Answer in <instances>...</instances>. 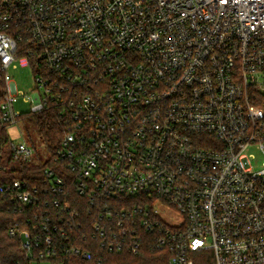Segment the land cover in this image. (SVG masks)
I'll return each instance as SVG.
<instances>
[{
    "label": "built area",
    "instance_id": "1",
    "mask_svg": "<svg viewBox=\"0 0 264 264\" xmlns=\"http://www.w3.org/2000/svg\"><path fill=\"white\" fill-rule=\"evenodd\" d=\"M20 67L64 137L38 185L1 186L19 264H264V0H0V122L31 162Z\"/></svg>",
    "mask_w": 264,
    "mask_h": 264
},
{
    "label": "trees",
    "instance_id": "2",
    "mask_svg": "<svg viewBox=\"0 0 264 264\" xmlns=\"http://www.w3.org/2000/svg\"><path fill=\"white\" fill-rule=\"evenodd\" d=\"M6 96V86L0 75V118L2 102ZM19 120L31 123L42 138L47 149L53 153L64 137V121L60 118L56 107L45 111L21 116ZM8 124L0 122V264H19L22 259L19 243L8 234L9 227L18 218L11 214V202L1 198V186L13 184L16 180L26 181L31 186L38 185L43 180V174L49 164H31L17 159L10 146ZM166 253L145 250L138 255L118 254L101 251L98 257L91 261L78 258L71 259L70 264H167Z\"/></svg>",
    "mask_w": 264,
    "mask_h": 264
},
{
    "label": "rangeland",
    "instance_id": "3",
    "mask_svg": "<svg viewBox=\"0 0 264 264\" xmlns=\"http://www.w3.org/2000/svg\"><path fill=\"white\" fill-rule=\"evenodd\" d=\"M11 76L14 78L17 90L19 91V97L14 101V109L17 113L27 116L31 112L33 106L31 101L36 94L33 69L32 67H20L17 70H11ZM11 132L16 143H26L35 149L36 154L31 160V164H45L49 160L51 153L31 123L26 120H19L11 129ZM253 152L258 156V163L254 165L256 170H259L262 167L263 158L256 150ZM206 263L214 264V259Z\"/></svg>",
    "mask_w": 264,
    "mask_h": 264
}]
</instances>
